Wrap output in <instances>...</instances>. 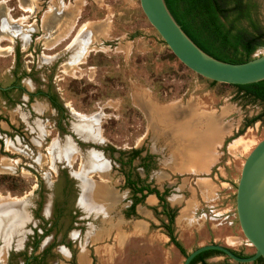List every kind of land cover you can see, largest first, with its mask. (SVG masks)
<instances>
[{
    "label": "rangeland",
    "instance_id": "obj_1",
    "mask_svg": "<svg viewBox=\"0 0 264 264\" xmlns=\"http://www.w3.org/2000/svg\"><path fill=\"white\" fill-rule=\"evenodd\" d=\"M246 1L255 5L250 18L264 32V0ZM114 4L122 6L114 14L117 20L108 22L110 5ZM1 7L12 19V14L18 12L28 16L17 19L23 28L19 34L15 37L4 34L11 38L12 44L16 42L14 47H18V52L15 61L14 47L11 49L8 42L1 45L0 87L12 89L19 85L33 91L38 86L58 106L53 108L43 100L38 111L32 113L25 99H21L22 90H9L10 110L5 95L0 93V156L12 166L11 169L2 166L9 170L0 172V196H30L36 190L31 204L27 205L33 220L27 225L24 244H29L34 231L37 234L46 231L38 243L39 246L44 240L45 245H51L49 255L53 256H47L46 264H63V261L73 264L80 248L85 249L91 264H181L192 249L210 243L224 245L241 256L253 253V247L238 227L234 192L246 154L264 137L263 103L244 96L232 85L212 82L186 68L142 13L136 18V13L130 12L120 0H1ZM35 23L40 24L43 32V51L37 61L34 52L32 59L24 57V43L35 30ZM234 25L247 27L248 24L242 21ZM14 27L13 31H20ZM106 32L110 35L106 36ZM36 45L32 38L30 46L35 50ZM263 53L264 40L250 58ZM158 105L167 106L162 109L165 112L171 109L164 114L170 123L162 134L176 132L178 123L188 120L197 122L199 130L202 127L206 130L209 123H214V128L221 129L224 135V143L217 150L219 168H213L211 177L216 183L217 180L228 183L223 185L226 196L219 188L211 200L196 196L193 191L186 192L195 206L193 221L195 225L198 223V229L174 227L184 255L149 212L138 209L136 218L129 215L130 190L122 187V172L129 170L132 176L140 175L144 182L159 190L165 188L162 185L166 181V188L171 189L186 174L162 172L157 160L152 155L146 157L147 154L141 163L154 170H137V160L122 166L117 161H126L133 148L148 150L150 143L156 152L160 150L157 141L160 131L155 128L154 120L148 118L149 111L155 115ZM73 110L85 117H78ZM16 114L21 118L30 114L32 118L17 120ZM251 118L256 119L246 125ZM87 152H95L108 177L104 180L98 174H87L89 179L103 181L107 190L103 197L102 186H94L92 194L99 200L103 197V203L96 208L86 199L85 206L77 203L81 190L76 175L88 171L83 169ZM168 154L169 151H162L160 157L164 159ZM202 186L200 183L199 187ZM170 193L171 190L167 195ZM15 199L0 203V208L18 201ZM43 208L47 211L45 215ZM228 233H235V237L225 238ZM62 246L70 253L69 262L61 256ZM30 250L26 246L27 254ZM11 254L9 264H19L17 251ZM205 261L236 263L221 254H212Z\"/></svg>",
    "mask_w": 264,
    "mask_h": 264
},
{
    "label": "crops",
    "instance_id": "obj_2",
    "mask_svg": "<svg viewBox=\"0 0 264 264\" xmlns=\"http://www.w3.org/2000/svg\"><path fill=\"white\" fill-rule=\"evenodd\" d=\"M113 1L119 2V0H113ZM120 2L121 3L124 2L125 7L128 8L130 12L136 13V16H137L136 18H139L138 16L142 12L140 10L138 0H120ZM117 5L118 4H114V6L110 5L111 9L108 13L109 18L107 17L108 22L117 20V17H115V15L119 13L120 7L122 6L121 4L118 6ZM8 16H9L8 11L5 12V10L1 7L0 8V29L6 28L7 26H11V25L16 26L17 19L10 20ZM1 18L3 21H1ZM105 35L109 36L110 33L106 32ZM1 37L3 38V36L0 34V39H2ZM99 37L102 38L101 36ZM115 37L119 38L120 36H115ZM117 43L115 42V44ZM24 90L27 92H31V90L29 89H24ZM22 98L26 100L27 93L25 92L22 93L21 99ZM43 100L44 99L33 97V99L31 100L29 104L30 111L32 113L34 111L37 112L39 108V104L40 102H43ZM33 101H34V104H33ZM166 107L167 106L161 107V105H158L157 109L154 111L155 115H153L152 112L150 111L148 112V114H150L148 115L149 120H154L155 128H157L160 131L158 139H157V141L159 142L158 148L160 150L156 152V150L152 148V145L150 143L148 150H145V149L141 150L140 156L142 157L144 153L147 154L149 157L152 155L154 159L157 160V163H159V167L163 168V170H161L162 172H165L168 174L169 173L186 174L184 177H180L179 180L173 184V186L170 189L171 190L170 196L166 195L165 201L169 208L176 209L175 215L173 217V223H172L173 229L174 227L175 228L179 227L183 229H195V231H197L198 223L195 225L193 221L195 220V214H196L195 206L193 205L190 199V195H186V192L189 193L190 191H193L196 196L202 195L203 199L211 200L214 197L213 195H215V189L219 188V189H222V194H225L224 196H226V193H225L226 191L223 190V187H224L223 185L228 184V183L225 181H221V180H217V183H216L213 180V176L211 177L213 168H216V169L219 168L217 163L219 162L220 157H219V153L217 150L224 143V140H223L224 135H221L220 133L221 129L217 127L214 128V125H215L214 123H209L208 127H206V130L203 127L199 130L196 128L197 122H189L188 120H185L184 122H181V123L179 122L178 123L179 128L176 129V132L171 133L169 135L168 134L166 135L165 133L162 134V131H165L166 126H168L170 123L169 122L170 119L167 118L165 115L170 113L171 109H169V111L167 112L162 110V109H165ZM10 110H12V108ZM38 115H41V114H38ZM16 117H17V120H29L30 114L27 117L22 116V118L18 114H16ZM162 151L163 152L169 151V154L167 156L168 158L165 157L163 159L162 157H160L162 155ZM85 156H86L85 168L83 169H86L88 171L84 173L78 172L76 175L77 179L79 180L78 188L81 190V192L79 193L77 197V203L79 205L85 206L86 205L85 199H86L88 200L86 202H88L90 205L96 208L97 206H100L101 203H103L102 198L105 196L107 190L103 186L104 184L103 181L101 180L94 181L93 179H89L88 178L89 175L87 174H92V173L98 174L100 177L102 176V179L106 180L108 178L106 174V170H105L106 167L104 165L103 170H102V166H100L101 163L99 164V160L95 152H87ZM65 157H67V154ZM1 158L2 157L0 156V172H5L11 169L12 166L4 162V160H1ZM4 165L5 166L7 165L9 169H4L3 168ZM83 167H84V163H83ZM139 168L140 167L137 166V170ZM91 169H94V172ZM150 170H154V167H151ZM198 175H202V177H196ZM167 182L168 181H166V183ZM166 183H164L162 187L163 186L167 187ZM200 183L203 185L202 187H199ZM98 185L102 186L100 190L103 189V192H102L103 197H100L101 200H99V198L96 195L92 194V190L94 186H98ZM154 187L159 190L157 186H154ZM159 191H162V190H159ZM228 195L229 194H227V196ZM91 196L94 198H97V200L93 198H92L93 200H90ZM21 197L22 196L15 197L16 199H19V198L20 199L16 201L14 204L0 208V264H8L7 262L9 258V253H11L12 251H17V253H19L25 250L24 248H22L24 244L23 239L28 234L27 225L29 221L33 220L31 213L28 212L27 205L31 202L33 198L31 197L29 198V194H25L23 195L22 198ZM227 200L229 201V199ZM138 209H142L144 211L149 212L151 215H153L158 220L159 218L162 217L159 213L161 210L159 206V201L154 194H146L142 202L137 203L134 206V212L136 214L135 218L137 217V213H139ZM46 212H44V208H43V215H45ZM173 235L175 237V240L178 241V243L181 245L180 241L176 238L174 231H173ZM234 237H235V233H231V234L228 233L227 235H225V238H228V239L234 238ZM48 246H49L48 243L45 245L44 240H43L41 241V243L39 244V246L37 247L35 251L30 250L31 252H29V254H27L26 252V254L34 255L35 252H37L35 255H40L42 253V250ZM181 247L183 248L182 245ZM60 251L62 253L61 254L62 258L65 261L69 262L70 253L68 249H65V247L62 246L60 248ZM51 252H52V249H51ZM47 256L50 257L53 255L51 253L49 255V252H48ZM49 257L45 258L43 264H46L47 258ZM19 258H20L19 264H22V256H19ZM51 259L54 260V257H52ZM62 263L71 264V263H64V261ZM72 263L73 264H91L90 258L87 256L85 249L80 248L75 253V258Z\"/></svg>",
    "mask_w": 264,
    "mask_h": 264
},
{
    "label": "trees",
    "instance_id": "obj_3",
    "mask_svg": "<svg viewBox=\"0 0 264 264\" xmlns=\"http://www.w3.org/2000/svg\"><path fill=\"white\" fill-rule=\"evenodd\" d=\"M163 1L169 13L185 35L199 49L215 59L230 63L245 62L250 59L251 53L263 43L264 32L261 31L257 24L250 18V14L254 12L255 5L250 4L246 0ZM242 21L247 22V27H236L234 25L235 22ZM232 86L238 88L244 96H248L264 104V79L250 84ZM255 119L256 118H251L246 125ZM140 151V149H132L126 161H117L120 166L124 164L129 165ZM122 174L124 176L122 187L130 190L131 203L128 208L130 211L129 215L136 216L134 206L137 203H141L146 194H154L161 208L159 212L162 216L159 218L160 224L170 242L180 254L184 255L183 248L178 241L175 240L173 235L172 223L176 209L169 208L165 201V196L170 192V188L165 187L162 191H159L154 186L151 187L148 183L144 182L139 176H132L129 170L122 172ZM35 216L37 215L35 214ZM41 228H44L43 225H41ZM45 233L46 231L37 234L34 231L27 245L35 249L40 238ZM49 248L44 249L40 255H26L25 251L19 252L17 255L22 256V264H39L47 257ZM212 254L223 255L215 250H205L195 255L189 264H208L205 258ZM237 255L241 256L239 254ZM10 256H12V254H10ZM251 263L264 264L261 258H257Z\"/></svg>",
    "mask_w": 264,
    "mask_h": 264
},
{
    "label": "water",
    "instance_id": "obj_4",
    "mask_svg": "<svg viewBox=\"0 0 264 264\" xmlns=\"http://www.w3.org/2000/svg\"><path fill=\"white\" fill-rule=\"evenodd\" d=\"M140 10L172 55L186 68L210 81L242 85L264 79V53L241 63L215 59L199 49L175 22L163 0H138ZM36 190L31 191L32 197ZM234 211L244 239L253 247L249 256H238L230 248L203 244L188 252L181 264L205 250H215L236 263L257 258L264 262V137L246 154L234 192Z\"/></svg>",
    "mask_w": 264,
    "mask_h": 264
},
{
    "label": "flooded vegetation",
    "instance_id": "obj_5",
    "mask_svg": "<svg viewBox=\"0 0 264 264\" xmlns=\"http://www.w3.org/2000/svg\"><path fill=\"white\" fill-rule=\"evenodd\" d=\"M22 11V10H21ZM17 14H21V15H17ZM14 17V19H18L19 18V16L21 17H27L28 15H26V14H22L21 12H18V13H13L12 14ZM10 20H13L12 18H10ZM1 21H3L2 20V18H1ZM35 21L37 22V19H35ZM32 23V22H31ZM31 23H30V25H31ZM28 24V23H27ZM16 26H19L18 25V23L16 22ZM40 26V24L37 26V23H35V30L33 31L32 30V32H31V34L30 35H28L27 36V38H26V40H25V51H26V53H24V57H31V59H32V57H34L31 53L32 52H34V54H35V58H36V61H37V58H38V54L39 53H41L42 51H43V46H42V37H43V32L41 31V26ZM15 27L13 26V25H11V26H7L6 28H2V29H0V34H3V38L2 39H0V47H1V45L3 46L5 43H10L12 46H11V49H12V47H14V45L16 44V42L14 43V44H12V41H11V38L9 37H5L4 36V34H9L10 36H13V37H15V35L16 34H19L20 32H21V30H22V28L21 27H17L20 31L18 32L17 30H14L13 31V29H14ZM33 33H34V35H33ZM32 38H34L35 39V43H37V45L35 46V50L33 49L34 47L32 46H30L31 45V39ZM18 45H19V43H18ZM5 47H8V45L7 46H5ZM16 47V46H15ZM13 48V56H14V60L16 61V59H17V52H18V47H16V48ZM19 47H20V45H19ZM9 54H12L11 52H9ZM27 62L28 63H30V60H28L27 59ZM27 70H29L28 68H27ZM38 86H36L35 88L33 87V91H31V92H27V91H25L24 89H22L21 88V86H19V85H17V86H15V87H13L12 89L11 88H1L0 87V93H3L4 95H5V100H6V102L8 103H5V104H7V106L10 108L11 107V100H12V98H9V96H8V91L10 90H15V91H18V90H22L21 91V94H22V92H25V93H27V99L25 100V102H26V104H27V106H29V104H30V102H31V100L33 99V97H36V98H41V99H44V100H46V102H48L53 108H57L58 109V106H57V104L55 103V101H54V99L52 98V97H45L44 96V92H43V90L41 89V88H37ZM11 97V96H10ZM30 118H32L31 117V115H30V117H29V119ZM1 146V145H0ZM133 149H137V148H133ZM140 153H141V151L138 153V155L137 156H135L133 159H132V161L133 160H137V166L138 167H140L142 170H143V172H145V169L147 168L148 169V166L147 165H145V164H142L141 163V161H143L144 159H146L145 158V153L142 155V157L140 156ZM146 157H149L148 155H146ZM141 158H143V159H141ZM131 161V162H132ZM136 166V167H137ZM136 169V168H135ZM124 177V176H123ZM124 179V178H123ZM123 183H124V180H123ZM150 185V184H149ZM122 186H123V184H122ZM152 187V186H151ZM163 190V189H162ZM33 234V233H32ZM39 243V242H38ZM26 246H29V247H31L30 245H26L25 244V250H26ZM50 247H51V245H49ZM49 246L48 247H46V248H49ZM37 247H38V244H37V246H36V248L35 249H32V247H31V251H35L36 249H37ZM45 248V249H46ZM50 249V248H49ZM25 250H23V251H25ZM44 250V249H43ZM42 250V251H43ZM10 254L11 253H9V258H8V264L10 263ZM23 262V261H22ZM43 262L44 261H42V262H40L39 264H43Z\"/></svg>",
    "mask_w": 264,
    "mask_h": 264
},
{
    "label": "bare ground",
    "instance_id": "obj_6",
    "mask_svg": "<svg viewBox=\"0 0 264 264\" xmlns=\"http://www.w3.org/2000/svg\"><path fill=\"white\" fill-rule=\"evenodd\" d=\"M24 8H25V6H24ZM25 10L26 11H30V8H25ZM49 11H51V9H49ZM31 12V11H30ZM9 19H10V17H9ZM74 22V21H73ZM73 24V23H72ZM72 24L69 26V30L72 28ZM74 29V28H73ZM68 30V31H69ZM68 33V32H67ZM67 33H66V35H67ZM65 38V36H63V37H60L59 38V41L62 39H64ZM59 43V42H58ZM81 62H83V60L81 61ZM74 111V114H76L78 117H85V116H83V115H81V114H79L78 112H76L75 110H73ZM1 160H4V158L2 157L1 158ZM14 162V161H13ZM15 162H17V160L15 161ZM35 189V188H34ZM15 198H12V197H8V196H0V203H2V202H8V201H10V200H14ZM16 200V199H15ZM19 200V199H18ZM9 204V203H8ZM14 204V203H13ZM10 205H12L11 203H10Z\"/></svg>",
    "mask_w": 264,
    "mask_h": 264
}]
</instances>
